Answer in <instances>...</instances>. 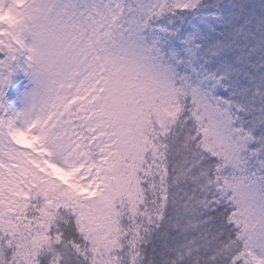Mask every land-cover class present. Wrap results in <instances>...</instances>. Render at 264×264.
Segmentation results:
<instances>
[{
  "label": "snow or ice",
  "instance_id": "1",
  "mask_svg": "<svg viewBox=\"0 0 264 264\" xmlns=\"http://www.w3.org/2000/svg\"><path fill=\"white\" fill-rule=\"evenodd\" d=\"M237 173L264 194V0H0V264H264Z\"/></svg>",
  "mask_w": 264,
  "mask_h": 264
},
{
  "label": "clouds",
  "instance_id": "2",
  "mask_svg": "<svg viewBox=\"0 0 264 264\" xmlns=\"http://www.w3.org/2000/svg\"><path fill=\"white\" fill-rule=\"evenodd\" d=\"M31 28L34 33L33 43L42 50H46L51 39L48 22L36 19L31 22ZM21 102L23 106L28 103L24 93ZM234 189L246 235L252 243H264V194L254 182L240 179L239 173L234 181Z\"/></svg>",
  "mask_w": 264,
  "mask_h": 264
},
{
  "label": "rangeland",
  "instance_id": "3",
  "mask_svg": "<svg viewBox=\"0 0 264 264\" xmlns=\"http://www.w3.org/2000/svg\"><path fill=\"white\" fill-rule=\"evenodd\" d=\"M29 85H27V83L25 82V87H21L18 89L17 92H15L14 94L12 95H8V92L6 93V100L9 104H11L14 108H21L23 107V104L21 102V97H22V94L25 92L26 88L28 87ZM9 88H11V85L9 86Z\"/></svg>",
  "mask_w": 264,
  "mask_h": 264
},
{
  "label": "trees",
  "instance_id": "4",
  "mask_svg": "<svg viewBox=\"0 0 264 264\" xmlns=\"http://www.w3.org/2000/svg\"><path fill=\"white\" fill-rule=\"evenodd\" d=\"M7 93V92H6ZM6 93H5V98H6Z\"/></svg>",
  "mask_w": 264,
  "mask_h": 264
}]
</instances>
